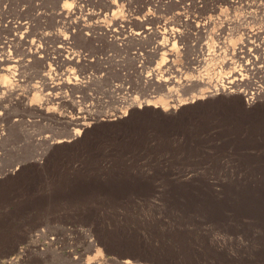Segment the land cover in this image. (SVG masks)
<instances>
[{
	"label": "rangeland",
	"instance_id": "rangeland-1",
	"mask_svg": "<svg viewBox=\"0 0 264 264\" xmlns=\"http://www.w3.org/2000/svg\"><path fill=\"white\" fill-rule=\"evenodd\" d=\"M246 33L264 0H0V264H264V77L220 88Z\"/></svg>",
	"mask_w": 264,
	"mask_h": 264
},
{
	"label": "bare ground",
	"instance_id": "bare-ground-1",
	"mask_svg": "<svg viewBox=\"0 0 264 264\" xmlns=\"http://www.w3.org/2000/svg\"><path fill=\"white\" fill-rule=\"evenodd\" d=\"M85 1V0H84ZM82 2V1H81ZM168 2V1H167ZM90 3V2H89ZM112 6V5H111ZM87 7V6H86ZM80 10V9H79ZM78 13V12H77ZM76 13V14H77ZM113 13H115V12H113ZM71 14V15H70ZM73 14H74V11H69L68 13H66V15H68V16H73ZM75 14V15H76ZM89 14V13H88ZM113 15V14H112ZM90 16V15H89ZM88 16V17H89ZM74 17V16H73ZM70 18V17H69ZM86 19V18H85ZM88 19V18H87ZM78 20V19H77ZM112 20V19H111ZM116 20V19H115ZM81 21V20H80ZM79 21V22H80ZM86 21V20H85ZM78 22V21H77ZM19 23V22H18ZM123 23V22H122ZM13 24H15V23H13ZM13 24H11V25H13ZM118 24V23H117ZM127 26V25H126ZM14 27V26H13ZM76 27V26H75ZM81 27V26H80ZM89 27V26H88ZM16 28H23L22 27V25H18L17 27H15V29ZM77 28V27H76ZM121 29H122V27H120ZM119 28V29H120ZM78 29V28H77ZM87 29V28H86ZM125 29V28H124ZM79 30V29H78ZM127 30H128V28H127ZM150 29H149V27L148 28H146V31L148 32ZM110 32V30H107V32ZM116 31V30H115ZM114 30H113V32L115 33V34H118L119 35V32H115ZM125 36H123V38L122 39H120V38H118L114 33H113V35H112V37H114L115 39H116V41H118V43L119 42H122V43H124V42H126L127 40L126 39H130V38H135V36H142L141 34H143L144 33V31L143 32H141V33H138V32H132V31H130V34L128 35V34H126V32H125V30H120ZM26 33H27V31H25ZM80 32H81V30H80ZM88 32V31H87ZM128 33V32H127ZM147 34V33H146ZM87 35V34H86ZM122 35V34H121ZM27 36V35H26ZM261 36L259 35V34H253V33H246L245 34V37H243V40H242V42L239 44V46H238V48H237V52L235 53V55L236 56H238L239 54H241V56L239 57V59L241 60H238V61H240V65L241 66H243V68L244 69H238V70H232V72L229 74V76L228 77H226L225 78V80H224V83H225V85L224 84H222V85H220V88H221V90H227V91H229V92H233L236 88H238V86L240 85V84H243L244 83V79H246L247 77H254V76H260L261 78H263L264 77V61L263 60H259V59H257L256 57L257 56H260L261 54H263L264 53V38H262L263 40L262 41H260V38ZM113 38V39H114ZM59 39V38H58ZM69 39V37L68 38H62L61 39V41H62V44L61 45H71V42L69 43L68 40ZM72 40V39H71ZM126 40V41H125ZM173 40V37L172 36H168V37H165L164 39H163V41L161 42V44H159V48H157L158 49V51L160 52V51H162V50H164V49H166L167 47H169V45H171V46H174V43H171V41ZM63 41H64V43H63ZM115 41V42H116ZM12 42V41H11ZM3 43H5V42H3ZM8 43H9V41H8ZM19 43V42H18ZM117 43V42H116ZM171 43V44H170ZM2 45H4V48H5V46L7 47V45H5V44H2ZM8 45H10V44H8ZM60 45V44H59ZM2 47V46H1ZM9 47V46H8ZM3 48V47H2ZM59 48H61V49H64V46L63 47H60L59 46ZM59 48H57V49H59ZM5 51H6V49H4ZM41 50V49H40ZM8 51V50H7ZM37 52H38V49L36 50ZM35 51V52H36ZM64 51V50H63ZM157 51V50H156ZM167 51H169V52H172V47L171 48H169V49H167ZM4 52V51H3ZM14 52V51H13ZM67 52V51H66ZM8 53V52H7ZM38 53H40V51L38 52ZM61 53V52H60ZM64 53V52H63ZM62 53V54H63ZM68 53V52H67ZM71 53V52H70ZM12 54V53H11ZM69 55H71V54H69ZM4 56V55H3ZM66 56V55H65ZM63 56L64 58L62 59V60H60L59 62H60V66H62V65H66V64H71V62H72V60H73V58H71L70 56ZM40 57V56H39ZM228 61V60H227ZM1 62H7V63H10V64H17V60H15V58L14 57H11V55H5L4 56V58H2L1 59ZM226 62V61H225ZM224 62V65H226L227 66V64H229V65H231V61H229L230 63H225ZM4 63H3V65H4ZM20 64V63H19ZM239 65V64H238ZM168 67H171L170 65L168 66ZM166 68V66H165V68L166 69H168L169 70V68ZM9 68H10V66H9ZM15 68V67H14ZM11 69V68H10ZM171 69V68H170ZM5 70V72H8L9 70L8 69H4ZM12 70V69H11ZM167 70V71H168ZM14 71H15V69H14ZM166 71V72H167ZM174 72V71H173ZM9 73V72H8ZM12 72H10V74H11ZM13 74V73H12ZM167 75V74H166ZM169 75H171V74H169ZM9 77V76H8ZM11 77V76H10ZM24 77V76H23ZM26 77V76H25ZM172 77H173V75H172ZM171 77V78H172ZM21 78H22V76H21ZM145 78V77H144ZM50 80V78H47V77H43L42 78V80L43 81H47V80ZM68 79H69V76H67V77H65V79H63V81H64V83L67 81V83H68ZM42 81V82H43ZM150 81H153L154 83H152V82H150ZM157 81V85L159 86L158 88H163L165 91H168V87H169V85H172L173 84V86H175V83L177 82V79H169V78H165V79H153V78H148V77H146V80L144 81L145 83H147L148 85H145V87H152L151 85H153L154 86V84H155V82ZM199 83L198 84H201L202 86H204L205 85V83L204 82H202V81H198ZM52 84H54L53 82H51ZM66 83V84H67ZM49 84H50V81H49ZM49 84H48V87H49ZM150 85V86H149ZM44 87H45V84H44ZM54 87V86H53ZM171 87V86H170ZM177 87V86H176ZM47 88V87H46ZM51 88V87H50ZM49 88V89H50ZM220 88H217L216 86H215V89H213L215 92L218 90V89H220ZM154 89V88H153ZM234 89V90H233ZM43 90H45V89H43ZM46 90H48V89H46ZM255 93H246L245 94V101H246V103H253L254 102V94H256L257 93V95L261 92V91H264V89H259V88H257V89H255ZM154 93V92H153ZM264 93V92H263ZM169 95V94H168ZM168 97H172L171 95H169ZM17 99V98H16ZM191 99V98H190ZM200 99H202V98H197V97H195V98H192L191 100H190V102H182L181 100H178L177 101V105H175L174 106V109H177L178 107H181L182 105H186L187 103H193V102H196L197 100H200ZM131 106V105H130ZM129 106V107H130ZM147 106H149V103L148 102H144V105H138L137 107L139 108V109H141V107H147ZM153 107H155L156 108V106H153ZM84 120V119H83ZM82 125V124H81ZM84 125V124H83ZM84 127V126H83ZM85 127H86V124H85ZM84 127V128H85ZM82 128V127H81ZM83 128V129H84ZM86 130V129H85ZM80 133H81V131L80 130H74L73 132H72V137L75 139V138H77V137H79L80 136ZM83 133V132H82ZM58 143V142H57ZM122 264H131V262L130 261H128V260H125V261H123L122 262Z\"/></svg>",
	"mask_w": 264,
	"mask_h": 264
}]
</instances>
